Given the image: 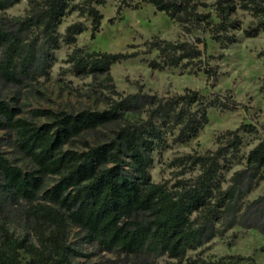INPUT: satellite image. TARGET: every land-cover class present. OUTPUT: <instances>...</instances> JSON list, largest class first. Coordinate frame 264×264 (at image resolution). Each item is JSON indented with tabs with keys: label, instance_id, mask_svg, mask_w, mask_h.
<instances>
[{
	"label": "trees",
	"instance_id": "trees-1",
	"mask_svg": "<svg viewBox=\"0 0 264 264\" xmlns=\"http://www.w3.org/2000/svg\"><path fill=\"white\" fill-rule=\"evenodd\" d=\"M20 1L0 0V13ZM142 1L179 22L184 31L200 28L226 44L237 41L238 30L246 37L264 31V0H214L213 10L208 11L198 10V0ZM105 2L28 0L24 15H0V79L19 82L48 76L54 50L61 42L74 43L85 30L75 21L61 36L57 28L62 18L74 10L87 14L94 38L102 19L98 6ZM237 10L254 20L243 26L242 20L232 16ZM207 48L201 38L171 41L157 36L142 52L73 47L65 61L75 76L97 79L107 90L102 110L70 113L34 108L29 111L31 117L47 119L37 124L0 99V128L14 132L17 149L34 166L25 171L0 152V196L23 202L24 217L35 238V242L17 238L1 224L0 264H73L71 257L81 253L69 244L70 226L82 230L88 241L103 250L145 255L153 264L163 256L173 260L163 264H258L252 256L240 254L192 258L187 253L237 225L254 228L264 237V193L247 198L264 181V135L248 150L244 165L227 178L225 172L239 154L240 132L258 131L251 123L217 135L214 150L173 157L169 164L178 168V177L172 183L155 182L150 176L154 156L169 141L185 142L195 136L208 122V107L233 110L237 103L228 92L222 101L221 92L208 99L190 88L158 95L140 86L134 93H122L110 74L112 64L154 49L156 57L147 61L151 68H201L204 64L207 79H215V68L204 63ZM111 125L114 128L100 143H86L81 150L64 147L83 132ZM187 171L195 172L185 175ZM46 175L55 177L49 188L43 187ZM131 264L150 263L141 259Z\"/></svg>",
	"mask_w": 264,
	"mask_h": 264
},
{
	"label": "rangeland",
	"instance_id": "rangeland-1",
	"mask_svg": "<svg viewBox=\"0 0 264 264\" xmlns=\"http://www.w3.org/2000/svg\"><path fill=\"white\" fill-rule=\"evenodd\" d=\"M214 0H198V10H213ZM203 3H207L204 6ZM138 4L137 8L134 5ZM28 0L5 9L0 15L17 17L25 14ZM120 7V11L117 9ZM102 13L99 31L95 37H90V17L71 11L62 18L57 32L62 36L65 27L75 21L81 22L85 30L76 36L74 43L61 42L54 50L55 61L49 69L48 76L41 75L33 79L23 78L19 82L0 79V99L9 105L19 108V116L40 124L47 121L44 117H31L29 111L34 108H45L53 111L76 113L82 109L102 110L106 107L104 95L107 90L100 87L97 79L91 77L79 78L69 68L65 61L73 47H84L87 50L144 51L151 38L157 36L166 40L204 39L208 45L204 52V63L216 70L215 79H207L201 68L193 66L151 68L147 61L157 55L156 50L141 53L139 56L116 62L110 67V74L116 90L122 93H134L141 86L143 91L150 93L174 94L182 93L185 88L198 89L212 98L219 92L220 100L224 101L225 93L236 101L233 110H222L219 107H208V122L193 137L185 142L172 143L156 154L150 168L151 179L155 182L168 180L172 183L178 176L175 166L169 162L173 157L186 153H203L214 150L218 143L216 137L220 133L235 129L241 123H251L257 127V132H240L241 145L239 154L231 160V170L225 172L226 178L230 173L242 167L245 155L264 135V31L253 37H246L238 30L237 41L233 44L215 41L208 31L192 28L184 31L181 24L169 18L164 12L157 11L154 6L142 0H106L98 6ZM214 14V13H213ZM249 25L254 19L247 13L237 10L236 14ZM112 19V22H111ZM214 19L217 18L214 16ZM202 48V43H198ZM213 85V86H211ZM114 126L99 127L86 131L65 144V148L81 150L85 144L95 145L102 142L110 134ZM0 152L14 165L23 170H31L33 164L21 153L15 145V134L12 130L0 128ZM187 171L185 175L194 174ZM53 175L43 178V187L49 188L54 183ZM264 193V181L250 192L247 198L252 199ZM41 195V193H40ZM23 202L8 201L0 196V225L6 224L8 230L17 238H26L35 242V238L26 222L23 213ZM69 244L81 254L73 255V264H131L135 260L147 261L153 264L152 258L145 255L134 256L120 250H103L95 242L86 239L82 230L75 226L69 227ZM229 254L252 256L258 264H264V237L254 228L234 226L222 235L213 237L202 247L188 251V257L218 258ZM165 256L154 262L163 264Z\"/></svg>",
	"mask_w": 264,
	"mask_h": 264
}]
</instances>
